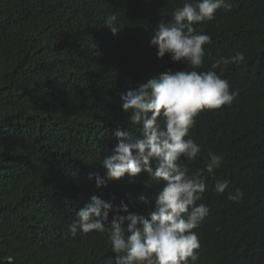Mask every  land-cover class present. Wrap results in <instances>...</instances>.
I'll return each instance as SVG.
<instances>
[{
    "label": "trees",
    "instance_id": "trees-1",
    "mask_svg": "<svg viewBox=\"0 0 264 264\" xmlns=\"http://www.w3.org/2000/svg\"><path fill=\"white\" fill-rule=\"evenodd\" d=\"M182 3L0 0V264H115L102 234L72 236L76 212L92 195L146 217L155 210L163 184L149 173L99 188L95 177L105 176L101 161L118 143L117 129L138 135L119 94L187 67L150 46ZM232 3L196 26L211 37L198 71L212 70L221 55L245 54L223 75L238 92L232 105L201 111L190 132L202 153L190 174L204 168L209 151L224 156L199 201L210 211L195 229L197 264H264V0ZM117 9L124 29L113 35L104 21ZM225 179V193L214 192ZM236 188L243 200L229 201Z\"/></svg>",
    "mask_w": 264,
    "mask_h": 264
},
{
    "label": "clouds",
    "instance_id": "clouds-1",
    "mask_svg": "<svg viewBox=\"0 0 264 264\" xmlns=\"http://www.w3.org/2000/svg\"><path fill=\"white\" fill-rule=\"evenodd\" d=\"M232 8V0H183L182 6L171 12L170 21L159 23L150 46L157 48L158 58L167 54L173 62L187 67L168 69L126 94H119L121 107L138 135L120 129L114 132L118 143L111 155L102 159L106 172L103 178L95 177L96 186H107L108 181H119L126 174L136 178L147 172L152 183L163 184L152 197L155 210L146 217L129 212L124 201L115 205L92 195L68 226L73 237L78 233L102 234L115 254V264H197L199 260L201 244L195 229L210 211L199 201L208 190V176H214L224 156L209 151L204 168L190 174V165L202 155L190 132L201 111L232 105L238 92L231 91L223 75L230 65H242L245 54L235 51L230 56L221 55L212 62V70L198 71L205 62L204 46L211 43V37L196 26L212 21L217 10L229 12ZM120 16L117 9L104 21L113 35L124 29ZM228 187V180H217L212 190L223 194ZM243 198L240 188L227 196L232 202ZM140 199L145 204L152 203L145 196ZM112 212L116 214L109 223Z\"/></svg>",
    "mask_w": 264,
    "mask_h": 264
}]
</instances>
